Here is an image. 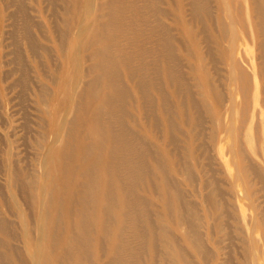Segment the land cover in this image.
Instances as JSON below:
<instances>
[{"label":"bare ground","instance_id":"bare-ground-1","mask_svg":"<svg viewBox=\"0 0 264 264\" xmlns=\"http://www.w3.org/2000/svg\"><path fill=\"white\" fill-rule=\"evenodd\" d=\"M0 78V264H264V0H0Z\"/></svg>","mask_w":264,"mask_h":264},{"label":"rangeland","instance_id":"rangeland-1","mask_svg":"<svg viewBox=\"0 0 264 264\" xmlns=\"http://www.w3.org/2000/svg\"><path fill=\"white\" fill-rule=\"evenodd\" d=\"M44 45L49 48L50 52H51V57H52V60L55 61V64L58 65L60 67V64H61V60L59 59L58 57V54L56 53V51L53 49L54 48V44L50 41H44L43 42ZM57 56V57H56ZM43 59V58H42ZM29 63V62H28ZM49 67H45V73L47 74H50L49 73ZM6 72H5V76L3 74V76L6 78V81L5 83H7V85H12L13 83H17L16 81L19 80V72H16V68H15V65H10V66H7L6 68ZM32 69V68H31ZM48 71V72H47ZM32 74V75H31ZM31 77L33 78V75H34V72L31 73ZM2 79V78H0ZM18 86L17 88L14 87V89L11 90L10 92V97L13 98V97H16V100L17 101H12L11 102V107H10V111L9 112H12V111H20V114L17 116V120H16V126H17V135H19V139L17 138L18 142L17 143H20L21 144V149L23 150V155L24 156H32L31 152L33 151V148H32V145H31V140L33 138V128H31L29 131H28V126L29 125H26L25 124V120L21 118V116L23 115H26L31 117L30 119H36L37 117L35 116L36 112L35 110L32 108V104L34 105L35 107V104L34 102H32V97L31 95L29 94L30 91L23 88L22 86L20 85H16ZM48 87L49 89H56L50 82L48 83ZM26 92V93H25ZM2 92H1V88H0V100L2 99ZM22 97V98H21ZM10 98V99H11ZM22 101V102H21ZM19 102L18 106H16L15 104ZM28 102H29V105H28ZM15 103V104H14ZM24 103V104H23ZM22 104V105H21ZM15 105V106H14ZM4 113H5V108H4ZM7 111V110H6ZM30 112V113H29ZM5 117V115H3V118ZM20 117V118H19ZM11 119V118H10ZM11 121V120H10ZM22 122V123H21ZM24 123V124H23ZM20 125V126H19ZM24 125V128H22V126ZM25 125L27 126L25 128ZM19 126V127H18ZM24 136V137H23ZM24 143V146L23 144ZM29 150V152H28Z\"/></svg>","mask_w":264,"mask_h":264}]
</instances>
